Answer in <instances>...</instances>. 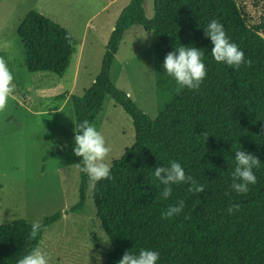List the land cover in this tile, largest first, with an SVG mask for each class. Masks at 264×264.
Wrapping results in <instances>:
<instances>
[{
	"label": "trees",
	"instance_id": "16d2710c",
	"mask_svg": "<svg viewBox=\"0 0 264 264\" xmlns=\"http://www.w3.org/2000/svg\"><path fill=\"white\" fill-rule=\"evenodd\" d=\"M145 0H131L109 37L101 71L82 95H71L76 124H93L109 94L131 116L135 141L113 160L110 179L94 184L97 217L111 243L103 264H117L125 252L141 249L160 253L157 264H264V0L258 19L251 18L239 0H155L148 17ZM216 20L231 42L251 59L237 70L217 63L205 28ZM135 25L158 37L159 113L152 118L129 93L115 85L111 67L126 32ZM17 32L30 72L50 71L63 77L74 45L72 32L36 10H30ZM70 36L69 39L66 37ZM194 46L203 52L207 75L199 90L177 92L176 81L162 67L175 47ZM7 56L6 54L4 55ZM74 142L58 148L74 154ZM245 150L261 161L254 168L257 182L246 194L232 188L235 152ZM75 155V154H74ZM77 163L82 158L75 155ZM177 161L205 192L189 191L188 183L171 185L168 199L154 176L156 167ZM88 176L80 171V199L65 212L46 216L41 233L31 239L32 223L17 219L0 224V264L17 261L39 247L46 229L65 213L83 212ZM184 201L170 219L162 212ZM233 204L239 210L229 214Z\"/></svg>",
	"mask_w": 264,
	"mask_h": 264
},
{
	"label": "rangeland",
	"instance_id": "374dc122",
	"mask_svg": "<svg viewBox=\"0 0 264 264\" xmlns=\"http://www.w3.org/2000/svg\"><path fill=\"white\" fill-rule=\"evenodd\" d=\"M110 1L0 0V58L6 61L15 84L13 97L5 111L0 112V224L17 219L42 223L46 216L65 212L79 202L80 170L75 155L64 150L54 155L52 152L74 142L76 118L71 95H82L100 73L105 40L131 0ZM254 1L239 3L251 18L258 19L261 8L254 7ZM144 5L147 16L153 17L155 0H145ZM30 10L69 29L77 42L89 20L100 24L98 28L103 25L99 44L93 49V56L86 52L75 86L74 55L63 77L50 71L28 70L17 29ZM157 55L156 32L135 25L126 32L111 67L115 85L127 91L152 118L159 113ZM92 125L102 132L111 148L107 158L111 167L113 160L135 141L133 120L108 94ZM94 184L88 180L83 212L69 213L46 229L39 247L50 257V264L105 262L111 243L104 241H109V237L97 217ZM52 238L57 240L53 242Z\"/></svg>",
	"mask_w": 264,
	"mask_h": 264
},
{
	"label": "clouds",
	"instance_id": "9594fccd",
	"mask_svg": "<svg viewBox=\"0 0 264 264\" xmlns=\"http://www.w3.org/2000/svg\"><path fill=\"white\" fill-rule=\"evenodd\" d=\"M205 36L211 39L213 44L211 55L218 64L223 63L237 70L243 64L252 65L251 59L245 60L244 52L236 43L230 41L224 26L220 22L212 20L205 28ZM66 39L70 41V36ZM203 55L201 49L185 45L175 47V51L167 54L162 67L165 69V73L176 81L177 92L185 88L199 90L207 75L206 66L202 60ZM14 92V76L6 61L0 58V112L5 111ZM74 131V154L82 158V163L76 164V166L93 183L110 179V164L107 162V158L111 148L106 145L102 132L98 131L88 120H84L78 125L75 123ZM260 163L259 158L252 153L245 150L235 152L231 188L237 194H246L249 191V185H254L257 182L253 169L258 168ZM154 176L164 186L160 196L165 200L171 196V185L173 184L188 183L191 185L189 187L190 192H205L204 185L198 184L193 177L187 176L184 168L175 160L171 161L167 167H156ZM184 206V201H179L178 205H170L162 212V217L170 219L180 214ZM238 210L239 205L233 204L229 207L228 213L234 214ZM41 227L39 221L32 222L29 233L31 239L35 240L40 235ZM104 241L110 243V241ZM159 258L160 253L158 251L141 249L138 254L131 251L125 252L117 264H157ZM97 259L102 261V256L97 254ZM17 264H50V257L40 247H35L19 259Z\"/></svg>",
	"mask_w": 264,
	"mask_h": 264
},
{
	"label": "crops",
	"instance_id": "0c3cea01",
	"mask_svg": "<svg viewBox=\"0 0 264 264\" xmlns=\"http://www.w3.org/2000/svg\"><path fill=\"white\" fill-rule=\"evenodd\" d=\"M111 1L113 2L115 0H111ZM97 13H99V12H97ZM99 25L100 24L95 25L89 20L87 22L86 26L84 27L83 34H82V37L80 38L79 42H77L76 39L74 38L73 51H72V55H71L72 57L74 55V58H75V69L73 71V73H74V76H73V84H74V86H75V84L78 81V76H79V74L81 72V69H82V67L84 65V63H83L84 62V58H85V56H87L86 52H88V55L93 56V51H94L93 49L95 48V46H97V44H99V41H100V39H99V31L102 29V26H103V25H101L100 28H98ZM108 40H109V38L107 39V41L105 40L106 46H107ZM76 43L78 44L77 48L75 46ZM88 43H89L90 47L88 46ZM91 43H93V44L91 45ZM106 46H105V50H106ZM87 49H88V51H87ZM38 72H40V71H38ZM102 110H103V108H102ZM71 213H74V212H71ZM67 214H69V213H65L62 218H67ZM62 218L59 220V222H61ZM63 230L66 231V229H63ZM53 240L55 241V240H57V238L56 239L52 238V241ZM53 242H51V243H53Z\"/></svg>",
	"mask_w": 264,
	"mask_h": 264
}]
</instances>
